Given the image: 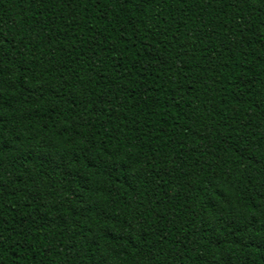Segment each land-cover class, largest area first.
I'll return each instance as SVG.
<instances>
[{"label": "trees", "instance_id": "obj_1", "mask_svg": "<svg viewBox=\"0 0 264 264\" xmlns=\"http://www.w3.org/2000/svg\"><path fill=\"white\" fill-rule=\"evenodd\" d=\"M0 264H264V0H0Z\"/></svg>", "mask_w": 264, "mask_h": 264}]
</instances>
